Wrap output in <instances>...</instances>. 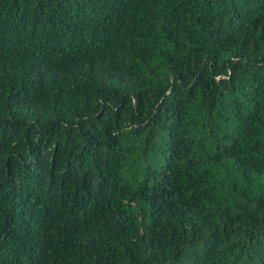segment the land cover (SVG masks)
Returning a JSON list of instances; mask_svg holds the SVG:
<instances>
[{
	"label": "trees",
	"instance_id": "trees-1",
	"mask_svg": "<svg viewBox=\"0 0 264 264\" xmlns=\"http://www.w3.org/2000/svg\"><path fill=\"white\" fill-rule=\"evenodd\" d=\"M0 264H264V0H0Z\"/></svg>",
	"mask_w": 264,
	"mask_h": 264
}]
</instances>
